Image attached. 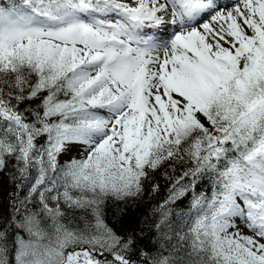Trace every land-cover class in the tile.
I'll list each match as a JSON object with an SVG mask.
<instances>
[{"label":"snow or ice","instance_id":"6c2138e0","mask_svg":"<svg viewBox=\"0 0 264 264\" xmlns=\"http://www.w3.org/2000/svg\"><path fill=\"white\" fill-rule=\"evenodd\" d=\"M5 172L0 264H264V0H0Z\"/></svg>","mask_w":264,"mask_h":264},{"label":"trees","instance_id":"16d2710c","mask_svg":"<svg viewBox=\"0 0 264 264\" xmlns=\"http://www.w3.org/2000/svg\"><path fill=\"white\" fill-rule=\"evenodd\" d=\"M65 156L61 158L63 163ZM187 165H176V171L173 172L169 164L163 165L155 173H153L152 183L159 184V191L152 194L150 199H146L142 202L129 203L127 206L124 204L111 203L104 208V212L107 216V220L110 224L120 229L122 232H128L130 230H139L153 217L150 215L152 208L159 205L167 196L169 188L173 180L179 176ZM167 172L166 177L164 173ZM16 191V184L11 179V172L0 173V215L7 216L11 213L12 209L9 207L11 194ZM196 191H204L205 194H211V182L204 181L198 183ZM191 200V192L186 197L181 198V201H177L172 207L175 209L177 205L186 207ZM145 243H150L147 239Z\"/></svg>","mask_w":264,"mask_h":264},{"label":"rangeland","instance_id":"374dc122","mask_svg":"<svg viewBox=\"0 0 264 264\" xmlns=\"http://www.w3.org/2000/svg\"><path fill=\"white\" fill-rule=\"evenodd\" d=\"M78 156H79V151L73 150L67 156H65L64 160L70 159L71 157H78ZM237 224H238L239 229H240L242 234L252 235V233L247 229V227L245 225L241 224L239 221H237Z\"/></svg>","mask_w":264,"mask_h":264}]
</instances>
